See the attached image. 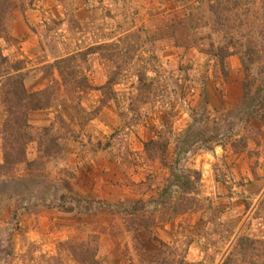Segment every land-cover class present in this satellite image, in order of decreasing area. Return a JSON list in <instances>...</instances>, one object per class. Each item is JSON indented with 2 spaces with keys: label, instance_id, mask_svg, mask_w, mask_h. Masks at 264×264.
<instances>
[{
  "label": "rangeland",
  "instance_id": "rangeland-1",
  "mask_svg": "<svg viewBox=\"0 0 264 264\" xmlns=\"http://www.w3.org/2000/svg\"><path fill=\"white\" fill-rule=\"evenodd\" d=\"M247 2L227 26L217 0H0V164L6 76L49 99L0 169V264L263 263L264 121L241 102L264 76V0ZM177 156L197 194L165 191Z\"/></svg>",
  "mask_w": 264,
  "mask_h": 264
},
{
  "label": "trees",
  "instance_id": "trees-1",
  "mask_svg": "<svg viewBox=\"0 0 264 264\" xmlns=\"http://www.w3.org/2000/svg\"><path fill=\"white\" fill-rule=\"evenodd\" d=\"M242 1L243 0H225V1L223 0L222 2V0H217V3L211 4L210 8L214 12V14H217L218 16L217 20L222 25L230 26L229 22L232 20V15L234 14V11H238L236 8L240 6V2L242 3ZM244 2L245 5L248 4L247 0H244ZM244 8H245L244 10L240 11V14L244 15L242 16V18H248L249 6L247 5ZM239 23L243 24L244 22L240 21ZM3 29L4 28L2 27L0 22V31H3ZM177 40L179 39H176L175 41ZM180 43H183V41ZM229 43L231 44V42ZM228 47H229L228 43H226L225 45L218 46L215 50H213V53L214 55L219 56L220 58L223 59L228 54H230V50H228ZM255 54L259 56V51L253 50V48L249 46L248 49L244 50L241 53L240 60L247 71L250 69V63L251 62L253 63L257 57L255 56ZM65 61L66 59L63 58L62 60H59L58 63ZM5 62H7L6 57L1 56L0 65L4 64ZM115 82H116L115 76L110 73L106 83L97 88L102 90L104 96L105 94L110 95L113 91L112 86ZM3 85L5 86L4 88L7 91L5 92L2 101L4 102V105L9 112L6 121L4 123V129L13 130L15 134H17L18 132L17 137L15 136L13 137L7 131L4 132L6 134L4 135L5 138L4 163L0 164V169L6 171L7 169L10 168L11 164H13L14 162L21 161L20 157L23 153V148H24L23 145H25L27 141L26 136H31L30 125L27 123L25 117L27 111L30 109H39V108L47 107L49 105L48 102L49 99L42 97L45 94V90L28 92L24 84V76L21 73L8 74L4 79ZM243 87H244V98L242 99L241 106H244V104H246V106L244 107H246V109L248 107V111L246 112L245 119L251 120L253 118H259L260 120L264 121V76H262L261 79L257 81L254 88H253V82L250 80V78H246L245 81H243ZM248 100H250L251 102ZM20 112L23 113V118H20V114H19ZM203 140H205V138H203ZM206 140L209 141V139ZM9 142H17L19 143V145L21 144L20 145L21 147L19 145L18 147L15 144H11ZM52 142L53 144L56 143L54 142V139ZM155 142H156L155 140H150L149 142H146L145 143L146 148H148L149 145ZM180 159L181 158L177 156L175 160L169 162V164L162 159V161L166 165H169V171H170V177L169 180L167 181V187L165 188V191L170 192L169 195L171 196L172 194L171 188L176 187L178 188V190H176L177 193L179 192V188H180L181 190L180 192L197 194L198 193L197 184L198 181L200 180V172L199 170L192 168L180 169L179 168ZM186 199L188 200L189 204L185 206L184 211H187V209L192 208L191 200L193 198L190 196L188 197L186 196ZM259 241H261L263 244L262 253L264 254V240H259ZM240 242L243 245L247 244L248 242L249 244L252 243L253 251L258 249L254 247L257 241L251 238H247V237L241 238ZM262 264H264V261Z\"/></svg>",
  "mask_w": 264,
  "mask_h": 264
}]
</instances>
